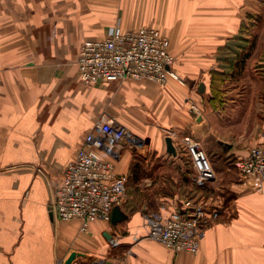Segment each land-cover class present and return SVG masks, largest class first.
<instances>
[{
    "label": "crops",
    "instance_id": "1",
    "mask_svg": "<svg viewBox=\"0 0 264 264\" xmlns=\"http://www.w3.org/2000/svg\"><path fill=\"white\" fill-rule=\"evenodd\" d=\"M117 23L125 29L151 25L167 35L173 69L184 84L84 85L76 65L83 42L105 38ZM242 24L244 46H227L241 35ZM102 115L116 118L142 144L116 160L102 154L128 182L140 156L149 153L154 171L183 167L169 148L170 131L199 141L217 178L174 194L151 173V207L125 202L121 222L94 220L87 232L78 219L60 222L52 210L54 191ZM261 143L263 3L0 0V264H65L73 252L81 255L72 264H264V183L257 189L235 166ZM178 144L174 140L175 150ZM131 180L132 198L137 191ZM188 197L219 207L199 252L174 253L148 239L145 215L167 214Z\"/></svg>",
    "mask_w": 264,
    "mask_h": 264
},
{
    "label": "built area",
    "instance_id": "2",
    "mask_svg": "<svg viewBox=\"0 0 264 264\" xmlns=\"http://www.w3.org/2000/svg\"><path fill=\"white\" fill-rule=\"evenodd\" d=\"M259 2L264 4V0ZM175 63L170 40L159 29L148 26L125 29L120 23L115 24L105 38L83 42L76 61L79 78L87 86L142 80L159 85H166L170 80L184 84L173 69ZM191 110L199 112L195 104H191ZM169 135L173 143L174 140L179 142L188 156L195 185L205 187L217 178L199 141L190 135L179 136L174 131ZM138 144H141L139 138L116 118L102 115L62 172L52 201L57 220L78 219L83 232L89 230L94 220L110 223L113 210L126 202L128 176L118 173L115 162L102 154L116 160L127 147ZM235 166L241 176L251 179L260 189L264 183V143L237 159ZM219 217V207L210 200L188 197L180 207L167 214L148 212L145 215L147 238L174 253L197 254L208 229ZM57 264L64 262L60 260ZM88 264L108 262L102 259Z\"/></svg>",
    "mask_w": 264,
    "mask_h": 264
},
{
    "label": "rangeland",
    "instance_id": "3",
    "mask_svg": "<svg viewBox=\"0 0 264 264\" xmlns=\"http://www.w3.org/2000/svg\"><path fill=\"white\" fill-rule=\"evenodd\" d=\"M257 1H259V0H257ZM259 4H261V3L259 2ZM242 26H243V29L241 31V35H238L239 36L238 39L243 38L242 33L245 29V25L242 24ZM148 27H154V26L150 25ZM165 36H167V35H165ZM238 39L234 42L233 45L244 46V43L242 42V40L238 41ZM134 146L138 147V146H142V144H138V145H134ZM130 147H132V146H130ZM175 152H177L176 153L177 158L182 160L183 167L181 166L179 168V167H177V166L175 167V165L171 164L169 166H166L165 168H162L161 170L154 171L153 169H151V153H149L148 155L145 154L146 157L140 156V158H144V159H141L142 163H138L136 166L133 167L132 174L130 176V178L132 177L131 178L132 180L130 179L131 180V186L133 187L134 191H137V193H133V197L132 198L130 197V192H131L130 190L131 189L129 188L130 187V180H129V182L127 184V192H128V196L126 198L127 204L131 201L135 205H137V204L141 205V203H142V204H147L149 207H151V173H152V175L155 174L157 176L162 177V181L159 182L158 184L161 188H164V190L166 192H168L172 189L175 191L174 194L180 193V192L181 193H189V189L193 188L192 182H193L194 172L192 170L191 165L188 163V156L186 155V153L184 152V150L182 149L180 144L177 145ZM207 154H208V152H207ZM208 156H209V154H208ZM209 159H210V157H209ZM162 246L165 247L164 245H162ZM167 250H169V249H167Z\"/></svg>",
    "mask_w": 264,
    "mask_h": 264
},
{
    "label": "water",
    "instance_id": "4",
    "mask_svg": "<svg viewBox=\"0 0 264 264\" xmlns=\"http://www.w3.org/2000/svg\"><path fill=\"white\" fill-rule=\"evenodd\" d=\"M168 142V145H169V148L171 149V151L175 152V148H174V145H173V141L171 138H168L167 140ZM176 153V152H175ZM174 153V154H175ZM122 220V212L120 210L119 207H116L114 210H113V215H112V222L114 224H117L119 222H121ZM110 237V235H108ZM108 237V238H109ZM81 254L77 253V252H73L71 253V255L69 256V258L66 260V263L65 264H72L73 261L78 257L80 256Z\"/></svg>",
    "mask_w": 264,
    "mask_h": 264
},
{
    "label": "trees",
    "instance_id": "5",
    "mask_svg": "<svg viewBox=\"0 0 264 264\" xmlns=\"http://www.w3.org/2000/svg\"><path fill=\"white\" fill-rule=\"evenodd\" d=\"M242 39H243V38H242ZM238 40H239V39H238ZM235 41H236V40H235ZM235 41H233V42L227 44V46H229V47H232V46H238V45H233ZM240 47H243V46H240ZM137 164H138V163H137ZM137 164H135V166H136Z\"/></svg>",
    "mask_w": 264,
    "mask_h": 264
}]
</instances>
